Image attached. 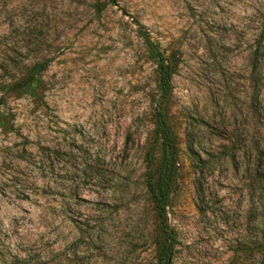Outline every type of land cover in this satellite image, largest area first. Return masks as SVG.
Returning <instances> with one entry per match:
<instances>
[{"label":"rangeland","instance_id":"374dc122","mask_svg":"<svg viewBox=\"0 0 264 264\" xmlns=\"http://www.w3.org/2000/svg\"><path fill=\"white\" fill-rule=\"evenodd\" d=\"M136 21L179 60L173 264H264V0H0V264H156Z\"/></svg>","mask_w":264,"mask_h":264},{"label":"trees","instance_id":"16d2710c","mask_svg":"<svg viewBox=\"0 0 264 264\" xmlns=\"http://www.w3.org/2000/svg\"><path fill=\"white\" fill-rule=\"evenodd\" d=\"M115 2V1H113ZM139 26L138 34L143 39L149 57L155 63L156 69V98L152 113L154 125V145L158 144L161 147V164L159 177L156 180L149 161L146 172V186L148 192L151 194L157 210V237H158V254L156 264H173L176 254L177 237L174 229L169 222V194L172 187L173 179L176 173L178 152L175 136L168 124L165 104L173 91V76L178 69V58L175 55H167L155 43L144 27ZM35 81L34 74H28L19 83L23 87L32 84ZM259 252V255L262 253Z\"/></svg>","mask_w":264,"mask_h":264}]
</instances>
